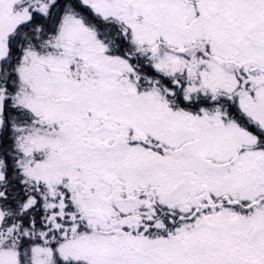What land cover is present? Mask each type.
<instances>
[{"label": "snow or ice", "instance_id": "snow-or-ice-1", "mask_svg": "<svg viewBox=\"0 0 264 264\" xmlns=\"http://www.w3.org/2000/svg\"><path fill=\"white\" fill-rule=\"evenodd\" d=\"M0 264H264V0H0Z\"/></svg>", "mask_w": 264, "mask_h": 264}]
</instances>
